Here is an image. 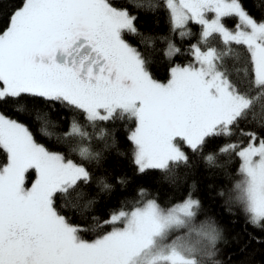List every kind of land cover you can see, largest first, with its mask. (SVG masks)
<instances>
[{
  "label": "snow or ice",
  "instance_id": "obj_1",
  "mask_svg": "<svg viewBox=\"0 0 264 264\" xmlns=\"http://www.w3.org/2000/svg\"><path fill=\"white\" fill-rule=\"evenodd\" d=\"M164 8L182 37L195 21L204 44L218 35L225 46L245 45L247 85L230 79L224 68L230 49H202L200 43L191 46L192 63L171 68L166 83L154 79L145 55L125 38L141 35L137 16L116 0H19L0 29V104L67 105L93 126L134 119L129 139L140 173L186 166L190 157L181 145L203 154L210 141L241 131L247 146L226 143L217 151L239 157L243 179L234 186L235 199L250 223L264 227V138L239 127L259 119L264 131V20L253 18L239 0H164ZM233 15L240 21L235 31L222 22ZM152 40L143 37L145 44ZM178 51L169 41L164 55ZM36 119L44 116L37 113ZM97 135L103 139L105 131ZM65 136L78 138L71 150L82 160H99L92 136L75 120ZM0 149L6 153L0 165V264H205L215 255L220 229L211 218L198 221L201 205L191 193L167 207L156 199H141L127 210L121 205L104 221L111 230L88 240L82 235L88 227L70 223L54 201L82 198L77 190L92 181L89 169L38 144L29 127L3 113ZM216 156L204 155L206 165H214ZM30 171L35 179L28 187ZM97 184L112 189L105 177ZM139 194L146 195L143 189Z\"/></svg>",
  "mask_w": 264,
  "mask_h": 264
},
{
  "label": "trees",
  "instance_id": "obj_2",
  "mask_svg": "<svg viewBox=\"0 0 264 264\" xmlns=\"http://www.w3.org/2000/svg\"><path fill=\"white\" fill-rule=\"evenodd\" d=\"M133 15L137 16L135 25L141 35L125 33L126 40L137 47L146 57L150 72L154 79L165 82L170 77L174 65H184L193 62L191 46L200 43L202 49L211 46L217 49H230L224 60V68L230 79L241 86H246L249 79L250 52L242 44L223 45L220 37L209 38L207 44L200 41L202 26L189 21L183 30L187 34L181 36V30H173L169 12L164 8V0H116ZM241 5L253 18L264 20V0H239ZM19 0H0V29L7 23L13 9ZM153 5L147 10L145 5ZM140 5V7H137ZM229 28H236L238 18L229 16L223 18ZM144 36H151V43L143 42ZM165 39H161V38ZM175 44L178 52L171 57L164 55L168 42ZM259 118L260 108L256 109ZM0 113L9 118L24 123L32 132L35 141L50 151H58L72 159L75 163H83L92 173V181L85 185L81 183L77 191H83L79 200L65 199L57 196L54 203L57 210L75 225H86L88 231L82 233L85 239H95L111 229L104 224L111 211L121 205L126 210L141 199H156L161 206L167 207L188 196L200 201L198 221L211 218L220 229L221 235L216 244L215 255L205 260V264H264V227L254 226L242 206L235 199V184L243 179L239 172L240 159L234 153L219 154L218 149L226 143H238L247 146L246 136L241 131L233 130L231 137H221L210 141L204 153L193 154L186 146L182 149L189 155L188 165L174 167L171 172L146 169L140 173L133 162L134 144L129 139L135 129L136 122L127 116L114 120L99 121L95 126L90 124L82 111L71 109L67 105L37 104L34 109H25L11 102L0 104ZM39 113L44 119L37 120ZM45 120L47 123H45ZM75 120L92 136V148L100 153L99 160H82L77 152L71 149L77 143V137L68 138L71 122ZM259 119H257V124ZM257 124L251 120L242 122L240 129L247 132H257L264 138V131H259ZM103 129L105 136L98 137ZM107 145V146H106ZM238 151V149H237ZM209 152H217L216 163L206 165L203 156ZM6 162V153L0 149V165ZM30 171L26 177V185L33 179ZM98 177H105L112 185L111 190H104L97 184ZM124 183H119V180ZM146 193L141 197L139 192ZM223 192L224 195H220Z\"/></svg>",
  "mask_w": 264,
  "mask_h": 264
},
{
  "label": "rangeland",
  "instance_id": "obj_3",
  "mask_svg": "<svg viewBox=\"0 0 264 264\" xmlns=\"http://www.w3.org/2000/svg\"><path fill=\"white\" fill-rule=\"evenodd\" d=\"M207 18H208V19H212V18H213V13H208V14H207ZM237 18H238V17H237ZM222 22L224 23L223 19H222ZM239 23H240V21H239V19H238V24H239ZM224 24H225V23H224ZM225 26H226L229 30H231V31H235V30H236V28H234V29L229 28L226 24H225ZM202 30H203V29H202ZM195 44H196V43H195ZM171 56H172V55H171ZM185 65H188V64H184V65H174L173 67H176V66H185ZM173 67H172V68H173ZM170 76H171V70H170ZM169 79H170V77H169ZM166 82H167V81L162 82V83H166ZM134 130H135V129H134ZM134 130H133V131H134ZM133 131H132V132H133ZM132 132H131V133H132ZM130 136H131V134H130ZM257 143H258V142H257ZM134 148H135V145H134ZM182 150H183V149H182ZM33 173H34V176H33V179L31 180V182L34 181V179H35V172L33 171ZM31 182H30L28 185H26V186L30 187V186H31ZM147 199H150V198H147ZM145 200H146V199H145ZM117 226H119V225H117ZM110 230H111V229H110ZM110 230H109V231H110Z\"/></svg>",
  "mask_w": 264,
  "mask_h": 264
}]
</instances>
